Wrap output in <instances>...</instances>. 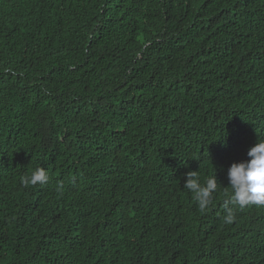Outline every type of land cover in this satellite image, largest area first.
Masks as SVG:
<instances>
[{
  "label": "trees",
  "instance_id": "1",
  "mask_svg": "<svg viewBox=\"0 0 264 264\" xmlns=\"http://www.w3.org/2000/svg\"><path fill=\"white\" fill-rule=\"evenodd\" d=\"M260 141L264 0H0V264H264Z\"/></svg>",
  "mask_w": 264,
  "mask_h": 264
},
{
  "label": "clouds",
  "instance_id": "2",
  "mask_svg": "<svg viewBox=\"0 0 264 264\" xmlns=\"http://www.w3.org/2000/svg\"><path fill=\"white\" fill-rule=\"evenodd\" d=\"M248 160L234 162L227 170L229 186L232 190L229 201L226 202V224L235 219V212L228 204L238 205L240 209L249 205L264 206V141L257 142L247 152ZM49 176L43 168L36 169L30 176L21 178V183L27 187L37 184L43 186L49 183ZM193 194L200 211H205L212 202L213 194L217 191L216 175L201 182L197 171L186 174L183 186Z\"/></svg>",
  "mask_w": 264,
  "mask_h": 264
}]
</instances>
